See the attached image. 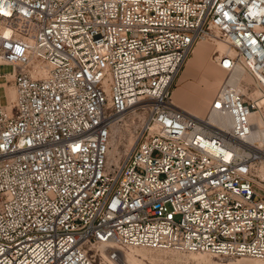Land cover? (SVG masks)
Listing matches in <instances>:
<instances>
[{"label":"built area","instance_id":"obj_1","mask_svg":"<svg viewBox=\"0 0 264 264\" xmlns=\"http://www.w3.org/2000/svg\"><path fill=\"white\" fill-rule=\"evenodd\" d=\"M205 40L226 77L199 117L171 96ZM0 65V264L264 259V0H0Z\"/></svg>","mask_w":264,"mask_h":264},{"label":"rangeland","instance_id":"obj_2","mask_svg":"<svg viewBox=\"0 0 264 264\" xmlns=\"http://www.w3.org/2000/svg\"><path fill=\"white\" fill-rule=\"evenodd\" d=\"M216 46L218 47V44L208 40L199 42L184 63L172 89L171 98L175 105L199 117L206 114L209 102L214 97L220 82L226 77V73L214 62V55L218 51ZM9 71H11L10 67L0 65V74H5L7 78V81L3 77L0 78L1 104L13 99L12 78L6 74ZM258 174L255 178L257 185L255 191L259 195H264V185L257 182ZM198 256L199 254L196 253L142 247L131 248L127 251L129 264H247L264 261L246 257L211 255H208L205 260H200Z\"/></svg>","mask_w":264,"mask_h":264},{"label":"bare ground","instance_id":"obj_3","mask_svg":"<svg viewBox=\"0 0 264 264\" xmlns=\"http://www.w3.org/2000/svg\"><path fill=\"white\" fill-rule=\"evenodd\" d=\"M218 44V47L216 46V49L218 50V51H220V52H222L225 48V46H224V44L223 43H221L220 41H218V42H216V45ZM196 47V46H195ZM194 47V48H195ZM220 50H219V49ZM194 50V49H193ZM47 70H48V66H44L43 67V71L46 73L47 72ZM240 72L238 71V70H234L231 74H230V80L232 81V83L233 84H235L236 82H237V79H239L240 78ZM10 78V77H9ZM243 79H245L244 81L246 82V83H250L251 82V78L248 76V75H245L244 76V78ZM238 87L240 88V89H242V88H244V85L242 84V86L241 85H238ZM12 92H13V97L12 98H14V95H15V92H14V89L12 90ZM173 102V101H172ZM174 103V102H173ZM175 104V103H174ZM177 106V105H176ZM178 107V106H177ZM185 111V110H184ZM187 113H190V112H188V111H186ZM190 114H192V115H195V114H193V113H190ZM118 123H116V125H117ZM121 130V127H120V125L118 126L117 125V133H122V131H120ZM118 135H116L115 137H113L112 138V140H111V149H110V152H111V154L114 156V154L116 155L117 153H120L121 151H120V141H119V138L117 137ZM131 141H132V139H129V143H131ZM259 180H257V182H259L260 184H262V185H264V165H262L261 167H260V170H259ZM132 248H136V247H132ZM143 248V247H142ZM131 249V248H130ZM130 249H128V250H130ZM128 250H125L123 253H122V255H121V258H122V260L124 261V263L125 264H129V261H128V257H127V251ZM196 254H199V256H198V259H200V260H205L206 258H207V256L209 255V254H207V253H196ZM212 256V255H211ZM246 258H248V257H246ZM253 259H257V258H253ZM258 260H264V259H258ZM121 264L120 262H114V261H111V262H109V264ZM247 264H264V261H257V262H250V263H247Z\"/></svg>","mask_w":264,"mask_h":264}]
</instances>
